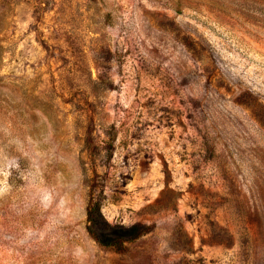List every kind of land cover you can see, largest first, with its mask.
<instances>
[{
  "label": "rangeland",
  "instance_id": "374dc122",
  "mask_svg": "<svg viewBox=\"0 0 264 264\" xmlns=\"http://www.w3.org/2000/svg\"><path fill=\"white\" fill-rule=\"evenodd\" d=\"M0 264H264V0H0Z\"/></svg>",
  "mask_w": 264,
  "mask_h": 264
},
{
  "label": "trees",
  "instance_id": "16d2710c",
  "mask_svg": "<svg viewBox=\"0 0 264 264\" xmlns=\"http://www.w3.org/2000/svg\"><path fill=\"white\" fill-rule=\"evenodd\" d=\"M87 220L92 225V234L103 245L121 249L124 243L134 240L147 232L142 225L123 226L107 223L100 213V202H90L87 209Z\"/></svg>",
  "mask_w": 264,
  "mask_h": 264
}]
</instances>
